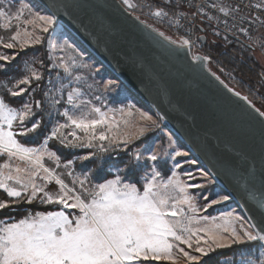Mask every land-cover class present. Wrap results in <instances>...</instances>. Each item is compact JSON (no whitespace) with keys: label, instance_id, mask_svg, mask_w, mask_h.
<instances>
[{"label":"snow or ice","instance_id":"1","mask_svg":"<svg viewBox=\"0 0 264 264\" xmlns=\"http://www.w3.org/2000/svg\"><path fill=\"white\" fill-rule=\"evenodd\" d=\"M121 3L129 12L143 7L132 0H121ZM71 6L74 5L57 0H48L43 5L23 0H0V29L14 33L8 37L10 42L0 37V44L6 49H15L18 45L23 50L30 45L41 44L45 39L42 34L51 33L47 37L51 51L71 50L76 54L70 59L62 58L57 67L63 68L69 76H73L74 68L92 71V66L83 62L84 53L69 39H61L63 32H57L59 14ZM253 6L256 9L264 8L262 3L245 5ZM196 7V14H199L204 5ZM211 8L224 13L226 17L229 15V8L216 0ZM172 14L176 15L175 12ZM152 15L167 17L169 12L160 7ZM134 19L139 21L140 17L135 16ZM207 19L211 22L219 18L208 16ZM232 19L235 21L236 17ZM247 19L241 17L240 23ZM256 21L264 26V20L259 16L253 23ZM224 23L227 32L230 27L226 20ZM236 27L235 23L231 25V28ZM239 30L246 31L243 27ZM152 31L168 44L191 50L193 42L190 38L181 36L172 39L155 28ZM15 58L0 54V61ZM192 59L210 60L208 56L199 55H193ZM38 62L42 63L36 57L26 62L23 73L15 80L13 87L8 88L3 82H0V87L5 88L12 98L33 91V80L38 88L43 77L32 67ZM74 79L80 81L81 76L75 75ZM121 87L123 84L119 76L103 84L105 91ZM81 94L80 88L68 91L67 104L73 106V111L66 108L60 113L66 118L65 122L54 124L39 147L25 146L21 140L31 139L33 134L36 137L44 134L42 122L46 110L42 109V102L30 97L17 108L11 107L5 97L0 96V157H7L0 164V190L12 198L10 202L0 199V210L22 202L32 204L36 200L41 204L61 206L57 211L29 212L18 221L0 224V264H143L149 260L172 261L173 264H211L212 253L233 245L255 242L256 246L264 249V183L260 190L244 185L248 197L262 210L258 217H244L235 211L222 213L219 217L199 215L231 199L230 193L211 191L215 176L221 172L235 175L230 162L222 159L214 164L213 167L219 168L217 172L201 167L197 159L188 158L189 152L174 147L170 136L167 149L162 144L156 149L146 148L144 152H150V155L145 157L144 152L128 146L153 130L162 131L164 116L158 113L154 118L132 104L107 111L96 106L88 108L91 101L79 100L77 103ZM235 95L241 96L239 92H235ZM45 97L50 108L60 104V100L50 97L47 91ZM241 98L249 102L259 118L261 152L264 154V110L255 107L247 96ZM95 99L100 100L101 97L96 96ZM35 109H41L40 118H37ZM133 109L139 115V122L129 119L133 116ZM115 113L120 114V119L116 118ZM51 114V111H47L49 117ZM17 121L19 123H15ZM64 129L72 130L65 133ZM50 140L58 141L64 148L92 150L77 156L82 169L79 175L71 170L75 163L72 159L63 164V173L56 172L55 169L61 167V156L49 150ZM113 152H117L121 158L111 159ZM45 157L54 162L55 168L45 165ZM164 157L172 161L168 168L171 175L167 179L162 177L158 167L166 166ZM13 159L22 162L23 166L19 163L13 166L10 163ZM181 160L183 164L196 168L195 172L183 171L186 179H181L178 172L183 168ZM149 161L154 163L149 165ZM149 167L150 174L146 171ZM113 169L115 178L108 179ZM64 175L72 178L71 186L62 178ZM133 178L135 182H125V179ZM38 180L43 183H38ZM141 180L142 190L138 187ZM53 181L59 186L55 192L47 190L48 184ZM191 190H197L196 194ZM198 200H202L203 204H198ZM239 264H264V252L255 258L243 256Z\"/></svg>","mask_w":264,"mask_h":264},{"label":"water","instance_id":"2","mask_svg":"<svg viewBox=\"0 0 264 264\" xmlns=\"http://www.w3.org/2000/svg\"><path fill=\"white\" fill-rule=\"evenodd\" d=\"M36 1L41 5L48 2ZM57 2L74 5L59 14V24L131 92L164 116L167 129L202 167L217 172L214 164L222 159L230 162L235 175L221 172L214 182L231 194L246 217H258L262 210L248 197L244 185L260 190L264 183L261 126L253 107L241 98L244 95L236 96L237 91L211 70L207 61L192 59L202 54L168 44L152 31L162 30L141 18L134 19L136 15L126 11L119 0ZM198 29L202 45L205 35L201 26Z\"/></svg>","mask_w":264,"mask_h":264},{"label":"rangeland","instance_id":"3","mask_svg":"<svg viewBox=\"0 0 264 264\" xmlns=\"http://www.w3.org/2000/svg\"><path fill=\"white\" fill-rule=\"evenodd\" d=\"M23 2L32 3L34 5H41L36 0H23ZM40 10L42 12L44 11L42 7ZM47 14H49V13H47ZM13 24H15V22H13ZM209 27H210V31L208 30V32H209L208 37L210 39L221 41L224 44V46H226V47H230V46L237 47L239 54L241 53L243 55V58H246L247 60L253 61L262 70H264V31H260L258 33L255 42L251 45L250 48H248V47H245L244 45H242L241 43H238L234 39L230 38L228 35H225L222 32L216 30L212 26H209ZM29 29H30V26H29ZM57 32H63L64 36L61 39H63V38L69 39L71 42L75 43V45L77 46V48L80 51H82L84 53L83 62L91 65L92 71H90L89 69H86V68H74L73 69V76H69L68 74H66L64 72L63 68L57 67V65L59 64V62L62 58L70 59V58L74 57L76 54L73 53L71 50L60 51L59 49H57L56 51H51L48 48V43H47V37L51 33L42 34L45 37L43 42H44V46L46 48L47 63H45L42 60V57H41L39 52H32V51L27 52V48L36 47L38 45H30V46L26 47L25 49L20 50L18 45H17V48H15V49H6L3 47V44H0V54H6L9 56L17 57L16 63L12 67V71L9 70L10 67L5 68V64H8L9 62H12V61H0V65L3 66V68L0 70H4V71L7 70L6 73L10 74L9 76L2 78L0 80V82L7 84L8 88L13 87L15 80L20 78V76L24 70L23 66L26 62L32 60L33 57H36V58H38L39 61H42V63H39V62L34 63L32 65V67H34L36 70H38L40 72V74L43 77L42 80L44 81V87L42 89L43 90V95H42L43 102H42V100H39V99H37V100L42 102V109L46 110L43 114V119H46L45 122H48V124H49L48 132L46 133V136L50 134L51 129L54 126V124H56L57 122L58 123H64L65 122L66 118H64L62 115H60V113H62L66 108L70 112L73 111V106L67 104V93L72 88H80L81 89L82 94L79 96L77 103L79 102V100L91 101V105L87 106L88 108H90L91 106H96V107H101L102 111H107L109 108H121V107H125L128 104H132V105H135V108L140 109V111L147 112L149 115H152L154 118L157 117V113L153 110V108L150 105L146 104L136 94L131 92L130 89L128 87H126L123 83H122L123 87H121V88H117V89L111 90V91H105L103 88L104 82L107 81L108 79H115L116 76L110 70H108L102 63H100L96 59V57L94 55H92L91 52H89L82 45V43L79 42L78 39H76V37H74L67 29H65L59 23L57 26ZM163 32H165V31H163ZM217 32H219V35H216ZM12 34H14L12 30L0 29V37H3L5 42H10L8 40V37ZM38 34H40V33H38ZM225 36H227V40H225ZM193 53H195V54L196 53L206 54L210 58L208 52L203 50L200 43H199V47H196L195 49H193ZM207 62H208L210 69L213 70L214 72H216L218 75L222 76V78L225 79V81L228 85L233 86L234 88L233 87L232 88L234 90L235 89L242 90L243 94L248 97V100H250L252 103H255L256 105H258V108H260L261 110H264V98L262 97L263 94L258 89L257 86H256L255 90L247 91L244 88H241L239 86L238 80H235L237 78H236V76L233 75V72L223 68L222 66H220L217 63L211 62V59ZM209 63H211V64H209ZM222 70L226 73H222ZM75 75L81 76V80L76 81L74 79ZM34 82L35 81L33 80V83ZM61 85H63L64 87L62 88ZM89 86H91V87H89ZM31 87H32L33 91H30L28 94L24 95L23 101H28L30 97L33 100H35L34 99V92L37 89V87H36V85H32ZM5 91H6V89H5ZM46 91L49 93L50 97H55L56 99L60 100V104L56 105L55 108H50L49 101L45 97ZM96 96H100L101 99L96 100L95 99ZM19 107H17V108H19ZM35 111L37 113V118H40L41 109H35ZM47 111H51L52 114L50 117L47 115ZM76 114L79 115V112L77 111ZM114 115L116 116L117 119H120L119 113H115ZM129 119L139 122V115H138V113H136L135 109H133V116L129 117ZM15 123H19V121L15 122ZM29 126H30V124H29ZM14 128H15V124H14ZM161 129H162V131L157 129V130H153V131L149 132L148 134H150V139L147 140L146 142H142V143L138 144V142H140L139 141L141 139L140 138V139L134 141L133 144L129 145L128 148H130L132 150L139 149L141 152H144V149H146V148L156 149V147L158 145L162 144L167 149V146L169 143L168 137L170 136L172 141H173L174 147H181L182 150L189 152L188 149L186 147H184V145H181L179 143V141L174 137V135L169 131V129H167L166 124L163 123V121H161ZM71 130L72 129H64L63 131L65 133H67ZM17 131H18V129H17ZM76 131L79 133V130H76ZM45 137L43 138V140L38 145L29 146V147H39L40 144L43 143ZM69 138L71 139V137H69ZM142 138H144V137H142ZM50 145H54V148L50 147ZM48 148L50 151H55L54 149H56V151L60 150V151H64L67 154L69 153L70 154V155H68L69 159H72L75 162L73 164L71 170H73L75 172V174H77V175H79L82 171V169L80 167V162L77 160V156L85 155L89 151H92V150L86 149V148L85 149L64 148L63 146L59 145L58 141H54V140L48 141ZM170 150L171 149H169V151ZM148 155H150V152H144L145 157ZM120 158L121 157L117 152L112 153L111 159L117 160ZM188 158L193 159L195 157L189 152ZM6 159H7V157H0V164L4 163ZM163 159H164V161L168 162V165L170 168L172 165V161L168 157H164ZM67 160L68 159L61 158V167L55 169L57 173H63L65 171L63 169V164L66 163ZM10 163H12L13 166H15L18 163L21 164V166H23L22 162L17 161L15 159H13ZM44 163L48 167L55 168L54 162L49 160L47 157H45ZM153 163L154 162H151V161L148 162L149 165H151ZM181 163L183 164V160H181ZM199 166L202 167V165L200 163H199ZM185 170H191V171L195 172L196 168L190 167L187 164H183V168L178 170V172L181 173V176H180L181 179H186V177H184L182 175L183 171H185ZM146 171L150 174V171H151L150 167L147 168ZM111 175L112 176H110L108 179L115 178L116 172L114 169L112 170ZM170 175H171V172L169 171L168 176H170ZM168 176L165 177L164 179H167ZM62 178L65 179L66 183H69V186H71V179H72L71 177L64 175ZM141 181L143 184V180H141ZM37 182L43 183L40 180H38ZM93 182H96V181H93ZM101 182H103V181H101ZM125 182H129V181L127 179H125ZM58 187L59 186L56 185L55 182L53 181L52 183L48 184L47 190L51 191V192H55L58 190ZM77 187H78V185H77ZM141 187H142V185H141ZM1 191L3 192V190H1ZM191 191L193 194H196L197 190H191ZM211 191L212 192H225L215 182L213 183V185L211 187ZM5 195H6V193H5ZM37 201H39V200H37ZM197 202H198V204H201V205L203 204L202 200H198ZM53 206H57L60 210L61 206H58L55 204H53ZM184 207L186 208V206H184ZM54 211H57V210H54ZM229 211H235L237 214L246 217L244 215V213L241 211V209L238 207V205L232 199H230L229 201L223 202L220 205H216L213 208L208 209L207 211H202L201 213H199V215H209V216L219 217L222 213H226ZM3 222H5V221H3V220L0 221V224H2ZM184 247L186 248V246H184ZM261 252H264V249H260L255 244L250 249H246V250H242L240 252H237L234 257H228V258L224 259L223 261L225 264H239L241 257L251 255L253 258H255V257H259L261 255ZM168 262H172V261H168ZM133 264H137V262H133ZM143 264H145V263H143Z\"/></svg>","mask_w":264,"mask_h":264},{"label":"trees","instance_id":"4","mask_svg":"<svg viewBox=\"0 0 264 264\" xmlns=\"http://www.w3.org/2000/svg\"><path fill=\"white\" fill-rule=\"evenodd\" d=\"M200 26L203 28V34L205 35V41L201 45V47L203 48V50L208 52L211 62L217 63L223 68L233 72V75L236 76L237 78L235 80H238L239 86L241 88H244L245 90L250 91V90H255L257 86L258 89L262 92L263 94L262 97L264 98V70H262L253 61L243 58V55L241 53L239 54L237 47H234V46L226 47L221 41L210 39L208 37V34H209L208 30L210 31V27H209L210 25L208 23H203ZM199 33L201 32L199 31ZM28 51L39 52L42 57V60L45 63H47L46 48L44 46V42H42L40 45L36 47L27 48V52ZM16 58L12 60V62L5 64V68L10 67L9 70L12 71V67L16 63ZM6 71L7 70L5 71L0 70V80L10 75V74H7ZM220 77L222 78V76ZM223 80L225 81V79ZM33 85H36V82H34ZM43 87H44V81L41 80L39 87L34 92L35 100L39 99V100H42L43 102V97H42ZM230 87L232 88L233 86H230ZM235 90L239 92L240 94L244 95L242 90H238V89H235ZM0 96H4L6 99V102H8L11 107H19L22 104L23 98H24V95L19 98L10 97V94H8L3 87H0ZM253 104L258 107V105H256L255 103ZM45 120L46 119H43V122H42V128L45 129L44 134L40 135L39 137H36L35 134H33V138L31 139H22L21 142L25 143V146H36L43 140V138L46 136V133L48 132V127H49L48 122H45ZM17 138L21 139L20 137H17ZM149 139H150V134H147L144 138H141L139 140L140 142H138V144L142 142H146ZM50 147L54 148V145H50ZM56 149L54 150L56 151ZM56 152L58 155L61 156V158L69 159V156H68L70 155L69 153L67 154L64 151H60V150H57ZM158 167L162 173L163 178L169 175V171H168L169 165L167 161H166V166L158 165ZM110 176H112L111 173L107 176V178H109ZM128 181L135 182V178H133L132 180H128ZM96 182H101V181H96ZM141 185H142V181H140V183L138 184V187H141ZM0 199L10 202L12 198H8L5 195V193L0 190ZM54 210H59V208L57 206H53V204H46V203L41 204L37 200L34 201L32 204H27V203L22 202L20 204H13L6 210H0V221L2 220L5 222L18 221L19 219L26 216L29 212L35 213L38 211L46 212V211H54ZM254 245H255L254 242H249L246 244L233 245L230 248L217 250L216 252L211 254L212 256L211 264H225L223 261L224 259L228 257H234L237 252L250 249ZM143 263L145 264H173V262H168V261H151V260L145 261Z\"/></svg>","mask_w":264,"mask_h":264},{"label":"built area","instance_id":"5","mask_svg":"<svg viewBox=\"0 0 264 264\" xmlns=\"http://www.w3.org/2000/svg\"><path fill=\"white\" fill-rule=\"evenodd\" d=\"M121 2V0H119ZM134 4L143 5V7L137 8L135 12H129L130 14L139 16L141 19L153 24L162 31H165L168 35L178 39L181 36L190 38L192 47L190 53H193V49L199 47L198 27L203 23H208L216 30L222 32L225 35L233 36L240 40L242 43L252 45L260 31H264V26H261L259 21L253 23L257 16L261 20H264V8L256 9L253 7H245V5L256 3L264 4V0H216V2L229 8V15L226 17L224 13L219 12L216 9L211 8V4L214 0H132ZM177 3L179 6L177 7ZM189 4L192 6L190 7ZM204 5L203 11L198 12L197 5ZM150 6V7H149ZM163 7L165 11L169 12L167 17H155L153 12L158 8ZM232 9H236L232 11ZM173 12L176 13L173 16ZM208 16L218 17V20L208 21ZM235 16L236 20L233 21L232 17ZM241 17H248L247 20L240 23ZM178 20L179 23H175ZM225 20L230 27L229 31H225ZM235 23L236 28H231V25ZM240 27L246 29L245 32L239 30ZM188 48V47H187ZM189 49V48H188ZM202 56H207L202 54ZM222 73H226L222 70ZM174 135V134H173ZM174 137L179 141L181 145L183 142L176 136ZM184 147H186L184 145Z\"/></svg>","mask_w":264,"mask_h":264}]
</instances>
